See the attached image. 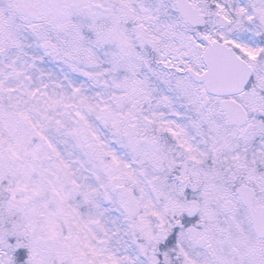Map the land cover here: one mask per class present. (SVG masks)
Returning a JSON list of instances; mask_svg holds the SVG:
<instances>
[{
    "label": "snow or ice",
    "instance_id": "obj_1",
    "mask_svg": "<svg viewBox=\"0 0 264 264\" xmlns=\"http://www.w3.org/2000/svg\"><path fill=\"white\" fill-rule=\"evenodd\" d=\"M0 264H264V0H0Z\"/></svg>",
    "mask_w": 264,
    "mask_h": 264
}]
</instances>
